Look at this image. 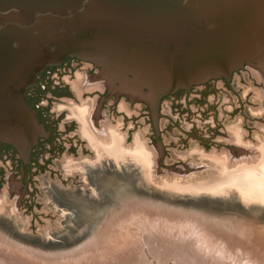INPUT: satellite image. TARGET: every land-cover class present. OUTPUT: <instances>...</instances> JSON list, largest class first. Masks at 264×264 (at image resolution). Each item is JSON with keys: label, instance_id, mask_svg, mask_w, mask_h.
Listing matches in <instances>:
<instances>
[{"label": "water", "instance_id": "1", "mask_svg": "<svg viewBox=\"0 0 264 264\" xmlns=\"http://www.w3.org/2000/svg\"><path fill=\"white\" fill-rule=\"evenodd\" d=\"M262 162L264 0H0V222L18 236L76 239L90 220L52 191L94 196L99 171L255 198Z\"/></svg>", "mask_w": 264, "mask_h": 264}, {"label": "rangeland", "instance_id": "2", "mask_svg": "<svg viewBox=\"0 0 264 264\" xmlns=\"http://www.w3.org/2000/svg\"><path fill=\"white\" fill-rule=\"evenodd\" d=\"M253 169L264 183V162ZM95 179L94 196L52 191L89 218L76 239L35 241L0 222V264H264L263 184L255 199L236 183L160 189L137 167Z\"/></svg>", "mask_w": 264, "mask_h": 264}, {"label": "flooded vegetation", "instance_id": "3", "mask_svg": "<svg viewBox=\"0 0 264 264\" xmlns=\"http://www.w3.org/2000/svg\"><path fill=\"white\" fill-rule=\"evenodd\" d=\"M70 198H71V197H68V198H67V197H64L63 200H64V202L67 204V203L69 202V199H70Z\"/></svg>", "mask_w": 264, "mask_h": 264}, {"label": "bare ground", "instance_id": "4", "mask_svg": "<svg viewBox=\"0 0 264 264\" xmlns=\"http://www.w3.org/2000/svg\"><path fill=\"white\" fill-rule=\"evenodd\" d=\"M256 172V171H255ZM257 177H258V174H257ZM259 179V178H258ZM252 187V186H251Z\"/></svg>", "mask_w": 264, "mask_h": 264}]
</instances>
